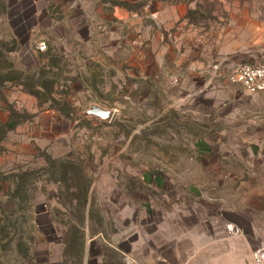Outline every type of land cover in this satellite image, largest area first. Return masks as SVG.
<instances>
[{
    "label": "rangeland",
    "instance_id": "1",
    "mask_svg": "<svg viewBox=\"0 0 264 264\" xmlns=\"http://www.w3.org/2000/svg\"><path fill=\"white\" fill-rule=\"evenodd\" d=\"M0 54V264H255L264 93L231 75L264 63V0H0Z\"/></svg>",
    "mask_w": 264,
    "mask_h": 264
},
{
    "label": "trees",
    "instance_id": "2",
    "mask_svg": "<svg viewBox=\"0 0 264 264\" xmlns=\"http://www.w3.org/2000/svg\"><path fill=\"white\" fill-rule=\"evenodd\" d=\"M1 55V54H0ZM1 57V56H0ZM9 81L8 78H0V85H2L4 82ZM54 85V84H53ZM34 89V87L32 88ZM33 92H30L35 97H38V91L37 90H31ZM65 160L62 161V159H53L50 156H46V163L49 165L50 169L42 168L43 171L49 172L52 179L46 180L48 183H59L57 195L59 197H67L66 194H68L69 197V203L71 200H77L78 201V207L77 210L81 213V218L84 219L87 216V210H86V204L88 202V193L90 188V181L85 180L83 176L82 169L78 167V165L73 162L71 158H64ZM28 175H31V172H25L22 171L19 175L20 185L22 184L21 181L25 179ZM40 179V178H37ZM61 186H63L64 189L61 190ZM20 192H14L13 194L9 195L7 198L8 202H11V197L19 196ZM24 196L27 199L28 193L24 192ZM5 207V203L1 200L0 201V208ZM2 228H4V224L0 225ZM84 229V228H83ZM69 233L72 232L71 244L70 249H73L75 251L78 259L81 257L82 251H83V245H84V232L83 230L74 227L71 229V232L68 230ZM77 233V234H76ZM74 235V237H73ZM1 241V240H0ZM19 242H17V245Z\"/></svg>",
    "mask_w": 264,
    "mask_h": 264
},
{
    "label": "built area",
    "instance_id": "3",
    "mask_svg": "<svg viewBox=\"0 0 264 264\" xmlns=\"http://www.w3.org/2000/svg\"><path fill=\"white\" fill-rule=\"evenodd\" d=\"M45 46L40 45L43 50ZM231 81L240 85L248 93H264V63L237 65L232 72ZM232 230L231 226L227 227ZM251 259L255 264H264V244L251 252Z\"/></svg>",
    "mask_w": 264,
    "mask_h": 264
},
{
    "label": "water",
    "instance_id": "4",
    "mask_svg": "<svg viewBox=\"0 0 264 264\" xmlns=\"http://www.w3.org/2000/svg\"><path fill=\"white\" fill-rule=\"evenodd\" d=\"M87 113L90 114V115L98 116V117H100L102 119H105V120H109L112 117V115H113L112 111L105 110V109H102V108L97 107V106L91 107L87 111Z\"/></svg>",
    "mask_w": 264,
    "mask_h": 264
}]
</instances>
